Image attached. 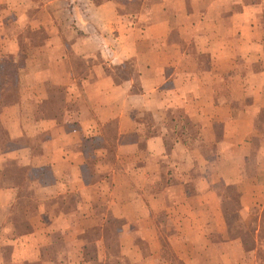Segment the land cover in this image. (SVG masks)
I'll return each instance as SVG.
<instances>
[{
  "label": "crops",
  "instance_id": "0c3cea01",
  "mask_svg": "<svg viewBox=\"0 0 264 264\" xmlns=\"http://www.w3.org/2000/svg\"><path fill=\"white\" fill-rule=\"evenodd\" d=\"M115 245L264 264V0H0V264Z\"/></svg>",
  "mask_w": 264,
  "mask_h": 264
},
{
  "label": "rangeland",
  "instance_id": "374dc122",
  "mask_svg": "<svg viewBox=\"0 0 264 264\" xmlns=\"http://www.w3.org/2000/svg\"><path fill=\"white\" fill-rule=\"evenodd\" d=\"M134 8H135V2H128V5L126 6V10H131V11H134ZM46 108H49L50 110H53V112H56L58 110H60V107L56 104H54L52 101H49L48 103L45 104ZM90 157V160L91 162H93V160L95 159V157H93L91 154L89 155ZM226 204L231 207L232 209H234V202L232 201V199L226 201ZM235 233V232H234ZM116 245L115 246H110V249H111V252L109 253H112V257H111V260L108 262V264H114V253L116 251Z\"/></svg>",
  "mask_w": 264,
  "mask_h": 264
},
{
  "label": "trees",
  "instance_id": "16d2710c",
  "mask_svg": "<svg viewBox=\"0 0 264 264\" xmlns=\"http://www.w3.org/2000/svg\"><path fill=\"white\" fill-rule=\"evenodd\" d=\"M232 201H236V199H234V200H232ZM226 212V211H225ZM225 217H226V222H227V225H228V227L230 226V227H232L233 229H232V232H239V225H236V224H234V225H236V227H233V217H232V215L230 214V212H226L225 213ZM230 230H231V228H230Z\"/></svg>",
  "mask_w": 264,
  "mask_h": 264
}]
</instances>
